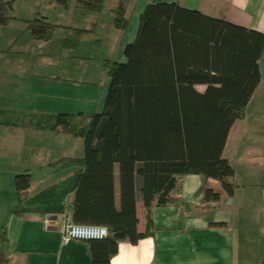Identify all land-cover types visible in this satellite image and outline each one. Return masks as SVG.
Returning a JSON list of instances; mask_svg holds the SVG:
<instances>
[{
    "label": "crops",
    "instance_id": "obj_1",
    "mask_svg": "<svg viewBox=\"0 0 264 264\" xmlns=\"http://www.w3.org/2000/svg\"><path fill=\"white\" fill-rule=\"evenodd\" d=\"M4 1L13 3L15 20L0 26V264H93L87 242L61 240L77 169L49 165L81 158L83 141L56 133L58 116L89 117L103 110L109 85L103 64L134 40L131 23L147 5L174 3L264 34V0H132L124 34L114 27L116 0H104L99 14L78 10L77 0H66L65 7L56 0ZM36 16L91 32L75 51L64 49L60 41L70 38L68 29L49 42L32 37L25 21ZM89 37L94 43L85 49ZM259 71L244 117L232 125L222 152L234 170L233 195L206 202L204 184L216 192L220 184L204 183L199 175L182 177L179 203L153 208L151 234L134 245L119 243L109 264H264V53ZM19 174L30 176L25 200L15 185ZM136 216L143 233L139 197Z\"/></svg>",
    "mask_w": 264,
    "mask_h": 264
},
{
    "label": "trees",
    "instance_id": "obj_2",
    "mask_svg": "<svg viewBox=\"0 0 264 264\" xmlns=\"http://www.w3.org/2000/svg\"><path fill=\"white\" fill-rule=\"evenodd\" d=\"M114 27L129 29L132 0H116ZM65 7L66 0H56ZM13 3L0 0V26L15 20ZM104 0H77L76 8L99 14ZM37 41L49 42L60 29L70 38L64 49L76 50L91 32L52 25L41 16L25 21ZM264 34L171 3L147 5L138 20L125 62L106 60L109 85L103 110L92 116L60 115L54 131L83 141L81 158H62L52 168L75 167L73 199L68 206L78 225L103 226L108 236L85 241L93 264H109L118 244L132 245L151 234V211L179 203V180L199 175L220 184H204L206 202L231 197L234 170L222 157L232 125L260 81ZM196 86L205 89L200 92ZM15 185L26 199L30 176ZM141 199L146 227L137 230L136 202Z\"/></svg>",
    "mask_w": 264,
    "mask_h": 264
},
{
    "label": "built area",
    "instance_id": "obj_3",
    "mask_svg": "<svg viewBox=\"0 0 264 264\" xmlns=\"http://www.w3.org/2000/svg\"><path fill=\"white\" fill-rule=\"evenodd\" d=\"M108 236V231L103 226L74 224L68 216L61 230V240L66 243L71 240L90 241L102 240Z\"/></svg>",
    "mask_w": 264,
    "mask_h": 264
},
{
    "label": "rangeland",
    "instance_id": "obj_4",
    "mask_svg": "<svg viewBox=\"0 0 264 264\" xmlns=\"http://www.w3.org/2000/svg\"><path fill=\"white\" fill-rule=\"evenodd\" d=\"M45 11V10H44ZM47 13H48V15H50V12L49 11H47ZM71 14V13H70ZM72 15V14H71ZM53 19V18H52ZM135 22H136V25H137V19H135V21H134V19H133V21H132V23H131V26H130V28L132 29V31H134V30H137V26L135 25ZM134 25H135V27H134ZM57 36V35H56ZM87 42H89V44L88 45H86L87 43H85V49H86V46H90V45H92L93 43H94V39H92V37H89V39H88V41ZM62 52H66V51H62ZM53 54H55V51H54V49H53ZM114 55V56H113ZM112 55V58L111 59H115V61H117V62H125L126 61V59H125V56H124V54H123V51H120L119 52V54H116V52L114 53ZM60 56H64L62 53H61V55H59L58 57L55 55L54 56V60L57 62V60H59L60 59ZM96 56V55H95ZM115 57V58H114ZM61 60V59H60ZM38 62H40V59L38 60ZM61 62V61H60ZM198 91H200V92H202L204 89L202 88V87H198V89H197ZM102 111V110H101Z\"/></svg>",
    "mask_w": 264,
    "mask_h": 264
}]
</instances>
